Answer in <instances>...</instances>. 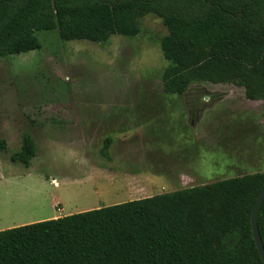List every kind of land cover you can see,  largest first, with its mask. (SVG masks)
I'll use <instances>...</instances> for the list:
<instances>
[{"label": "trees", "instance_id": "16d2710c", "mask_svg": "<svg viewBox=\"0 0 264 264\" xmlns=\"http://www.w3.org/2000/svg\"><path fill=\"white\" fill-rule=\"evenodd\" d=\"M148 13L167 30L164 93L231 83L264 100V0H0V57L39 49L44 31L134 37ZM35 154L25 132L10 159L28 165ZM263 186L264 171L249 172L0 230V264H263L251 231ZM257 225L264 244V200Z\"/></svg>", "mask_w": 264, "mask_h": 264}, {"label": "rangeland", "instance_id": "374dc122", "mask_svg": "<svg viewBox=\"0 0 264 264\" xmlns=\"http://www.w3.org/2000/svg\"><path fill=\"white\" fill-rule=\"evenodd\" d=\"M138 24L134 37L112 35L99 43L62 41L56 30L38 32L39 49L0 57V230L136 199L112 194L114 186L96 196L92 180L77 185L73 176L83 155L71 144L85 139L96 154L115 118L140 121L160 112L158 121L170 127L152 126L151 146L164 164L181 163V134L200 133L205 151L189 165L201 179L264 171V100L247 99L231 83L164 93L160 39L167 30L151 13ZM185 103L196 114L181 118ZM25 132L36 147L28 165L10 159ZM100 183L106 188L107 181ZM180 188L162 179L153 194Z\"/></svg>", "mask_w": 264, "mask_h": 264}, {"label": "crops", "instance_id": "0c3cea01", "mask_svg": "<svg viewBox=\"0 0 264 264\" xmlns=\"http://www.w3.org/2000/svg\"><path fill=\"white\" fill-rule=\"evenodd\" d=\"M185 104L181 107H185L187 110L179 113L181 118L184 114L191 115V110L196 114L197 111L189 109L188 103ZM155 114L146 115L140 121L136 117L135 122L130 119L131 117H128V119L115 118V126L108 136L110 143L104 154L101 153L103 143L94 155L89 152L85 139L82 143L71 144L82 149L83 155L82 159L76 162L78 172L73 175L76 184L82 185L90 179L93 181L92 188L96 196L105 193L106 190L109 193L110 188L114 186L112 194L138 199L153 195L155 188L159 190L162 179L170 180L175 185H181L182 188L209 183V179H201L195 172H192L189 165L190 162H196V159L201 161L203 137L200 133L181 134V145L185 146L186 149H181L180 164H173L172 162L164 164L157 160L160 152L151 146V127L161 125L160 127L166 130L170 125L158 121V116L161 115L160 112ZM183 118L185 120L182 122H186V118ZM147 120L148 125L145 124ZM189 126L183 124V128ZM189 138L191 141L187 143ZM192 145L193 148H190ZM166 156L172 158L173 154L167 152ZM96 180L98 181L96 182ZM101 180L107 181L106 188L100 183ZM54 182L57 183L56 180ZM55 202L51 203L54 205ZM58 203L60 204V202ZM59 209L62 210V208Z\"/></svg>", "mask_w": 264, "mask_h": 264}, {"label": "water", "instance_id": "95a60500", "mask_svg": "<svg viewBox=\"0 0 264 264\" xmlns=\"http://www.w3.org/2000/svg\"><path fill=\"white\" fill-rule=\"evenodd\" d=\"M264 200V186L257 195L255 202L252 207L251 211V231H252V236L254 239V242L256 244L257 250L259 252V255L262 259V262L264 264V244L262 242V239L260 237L259 231H258V225H257V216H258V211L261 203Z\"/></svg>", "mask_w": 264, "mask_h": 264}]
</instances>
